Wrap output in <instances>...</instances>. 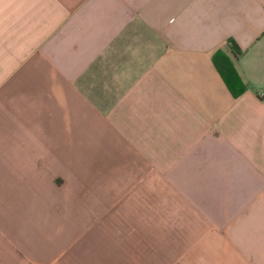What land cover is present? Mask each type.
<instances>
[{"label": "crops", "instance_id": "obj_1", "mask_svg": "<svg viewBox=\"0 0 264 264\" xmlns=\"http://www.w3.org/2000/svg\"><path fill=\"white\" fill-rule=\"evenodd\" d=\"M33 169L52 227L127 250L63 264H264V0H0V201Z\"/></svg>", "mask_w": 264, "mask_h": 264}, {"label": "rangeland", "instance_id": "obj_2", "mask_svg": "<svg viewBox=\"0 0 264 264\" xmlns=\"http://www.w3.org/2000/svg\"><path fill=\"white\" fill-rule=\"evenodd\" d=\"M43 176L44 169L41 171L33 169L31 185H10V187L17 186V202L13 200L0 201L1 209L5 208V212L1 211L2 218H0L1 224L4 225L0 227L2 230L0 234L3 236L2 239L0 238V258L12 259L11 264H21L20 256H26L25 247H29V257L40 261V263L44 262L43 264H51V261L56 258H59V261L52 262V264H63L70 254L78 250V246H82L78 250L79 256L86 259L108 257V259L114 260L126 255L127 250L120 249L119 251L111 248L113 245L110 239L101 234L98 243L96 245L93 243L90 248L89 241L92 234L83 231L85 227L77 226L73 231L65 232L58 231V227H52L51 221L57 218L44 217ZM22 196L25 198L21 199ZM15 205H17V210ZM11 224L17 228V232L13 236L4 228L5 226L11 228ZM83 236L84 238L81 239ZM86 240L88 241L86 242ZM113 264L116 263L113 261Z\"/></svg>", "mask_w": 264, "mask_h": 264}, {"label": "trees", "instance_id": "obj_3", "mask_svg": "<svg viewBox=\"0 0 264 264\" xmlns=\"http://www.w3.org/2000/svg\"><path fill=\"white\" fill-rule=\"evenodd\" d=\"M234 54L237 51L232 49ZM212 64L222 79L226 89L235 97L244 90V85L240 81L231 61L222 52L216 51L212 55Z\"/></svg>", "mask_w": 264, "mask_h": 264}]
</instances>
